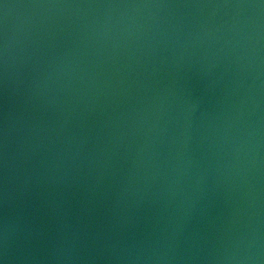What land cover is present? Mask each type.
<instances>
[{
    "label": "water",
    "instance_id": "obj_1",
    "mask_svg": "<svg viewBox=\"0 0 264 264\" xmlns=\"http://www.w3.org/2000/svg\"><path fill=\"white\" fill-rule=\"evenodd\" d=\"M0 264H264V0H0Z\"/></svg>",
    "mask_w": 264,
    "mask_h": 264
}]
</instances>
